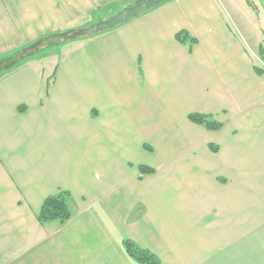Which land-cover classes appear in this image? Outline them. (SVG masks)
Instances as JSON below:
<instances>
[{"label":"crops","instance_id":"obj_1","mask_svg":"<svg viewBox=\"0 0 264 264\" xmlns=\"http://www.w3.org/2000/svg\"><path fill=\"white\" fill-rule=\"evenodd\" d=\"M129 1L0 0V62ZM75 42L0 68V264H140L124 239L160 264H264V10L168 0ZM60 190L72 216L41 223Z\"/></svg>","mask_w":264,"mask_h":264},{"label":"trees","instance_id":"obj_2","mask_svg":"<svg viewBox=\"0 0 264 264\" xmlns=\"http://www.w3.org/2000/svg\"><path fill=\"white\" fill-rule=\"evenodd\" d=\"M70 29L56 31V33L63 34L65 31ZM54 33V32H53ZM50 33V34H53ZM48 34V35H50ZM47 36V35H46ZM46 36L29 43L27 46L20 48L12 53L7 59L11 60L13 57L15 58L18 54L23 53L19 58H16L13 62L6 65V68H10L21 62L25 56V53L30 54L32 51L33 46L37 45L40 40L44 39ZM177 39L182 43H188L190 48L193 44L197 42L194 37H191L187 31H182L177 34ZM27 54V55H28ZM2 63V62H1ZM255 70L259 75H264V69L258 66H255ZM189 119L197 124L204 125L209 130H220L224 125L222 122L217 121L214 117L210 114H203V113H190L188 115ZM146 148H149L146 145ZM140 178L147 174H152L155 172V168L140 164ZM73 214V197L69 191L60 190L59 192L50 195L47 197L43 203L42 209L38 214V220L41 223H46L52 220H59L60 222H66ZM124 247L134 260L139 262L140 264H160V259L150 250L140 247L135 241L131 239H124L123 241Z\"/></svg>","mask_w":264,"mask_h":264},{"label":"rangeland","instance_id":"obj_3","mask_svg":"<svg viewBox=\"0 0 264 264\" xmlns=\"http://www.w3.org/2000/svg\"><path fill=\"white\" fill-rule=\"evenodd\" d=\"M137 1L138 0H130L128 3L123 5V7L133 5ZM236 1L238 2L239 0H236ZM251 3H253V5L255 7H258V9L264 10V0H251ZM123 7L119 6L117 8L115 7L112 9H107V13L105 15L102 14L101 16H96V15L92 16L91 22L85 26H78L74 29H70L68 31H65L63 34L54 32L53 34L47 35L44 39L40 40L36 46H33L32 49H30L32 51H28V52H34L35 50L40 49V53L38 55H40L42 53L41 51H47V52H43L42 55L43 56H50L52 58L56 57V59L60 60L61 58H63L66 55V53L68 51L72 50L73 47L75 48L76 44L78 43V42L76 43L75 41H81V39L88 37V36L73 37L75 32L80 31L86 27H89L92 24H95V23H98L100 21L107 20V19L111 18L113 15H115ZM92 35H94V34H92ZM24 53L28 54L26 52H24ZM22 54L23 53H20L15 58L13 57L10 60V62H13L14 60H16V58H19ZM256 62H257L256 64L258 67H261L264 69L263 63H261V62L259 63L258 59L256 60ZM6 65H8L7 61L3 62V63L0 62V68L5 67ZM150 157L155 159V157L152 154L150 155Z\"/></svg>","mask_w":264,"mask_h":264},{"label":"water","instance_id":"obj_4","mask_svg":"<svg viewBox=\"0 0 264 264\" xmlns=\"http://www.w3.org/2000/svg\"><path fill=\"white\" fill-rule=\"evenodd\" d=\"M168 0H138L135 4L125 6L115 15L107 20L92 24L80 31L74 33L73 37L90 36L110 29H113L130 19L137 17Z\"/></svg>","mask_w":264,"mask_h":264}]
</instances>
